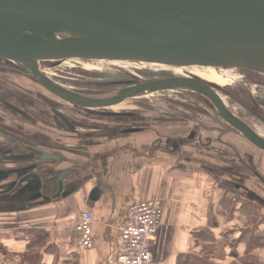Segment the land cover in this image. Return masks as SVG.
<instances>
[{
    "label": "crops",
    "instance_id": "0c3cea01",
    "mask_svg": "<svg viewBox=\"0 0 264 264\" xmlns=\"http://www.w3.org/2000/svg\"><path fill=\"white\" fill-rule=\"evenodd\" d=\"M172 116L127 124L89 116L76 128L80 136L65 135L43 118L34 125L15 117L21 129H4L9 137L0 131V264H118V228L130 206L154 199L163 209L151 243L156 264H264V211L257 214L258 204L234 183L252 180L234 163L240 137L184 112ZM126 129L137 132L122 133ZM32 148L61 160L12 161L32 157ZM251 164L264 170L256 159ZM86 210L93 215L90 250L74 232ZM39 233L46 237L40 245Z\"/></svg>",
    "mask_w": 264,
    "mask_h": 264
},
{
    "label": "water",
    "instance_id": "95a60500",
    "mask_svg": "<svg viewBox=\"0 0 264 264\" xmlns=\"http://www.w3.org/2000/svg\"><path fill=\"white\" fill-rule=\"evenodd\" d=\"M0 61L22 67L46 93L86 111L113 109L162 92L197 95L227 130L264 153V139L228 110L220 87L191 74L140 83L101 74L99 80L107 83H95L96 88H113L83 94L61 87L38 70L39 62L105 61L264 76V0H0ZM8 69L0 65V71ZM116 80L125 82L108 83ZM54 114L67 127L61 133L80 136L68 119ZM104 116L138 117L133 113ZM134 132L137 130L126 129L122 133ZM29 150L32 157L17 155L12 161L61 160L39 148ZM248 164L252 167L251 160ZM32 178L38 179L37 175ZM247 182L234 183L248 201L264 207V197Z\"/></svg>",
    "mask_w": 264,
    "mask_h": 264
},
{
    "label": "rangeland",
    "instance_id": "374dc122",
    "mask_svg": "<svg viewBox=\"0 0 264 264\" xmlns=\"http://www.w3.org/2000/svg\"><path fill=\"white\" fill-rule=\"evenodd\" d=\"M73 67H78L79 72L85 73V78H96L95 80L97 81H99L98 75L101 74L121 75L126 81L137 79L138 81L142 82L173 76V74H191L206 82L218 85L220 87L218 89V92L222 96L228 110H231L232 112L244 118L251 126H254L258 130V132H260V134L262 133V135H264V126L259 124L253 117H251V115L245 113V111L238 105L239 102L246 100V98L249 96L257 99H259L260 97V102L264 104V76L262 75H253L254 73L247 74L245 72L243 73L235 70L218 71L202 68H192L186 70L169 69L155 65H143L141 63L128 62H63L62 68L72 70ZM93 74L94 76H92ZM12 76H8L5 73L0 72V95L6 97L9 93H11L10 100L13 101V103L18 101L15 104H18L19 102H21V100L24 99L28 100L32 105V110H30L29 113L33 114L36 119L40 120L43 118V120H41L40 122H44L56 128L61 127L53 116H51L49 113H46L47 115L42 114V111L38 109V107L40 105H43L46 108H52L53 106H56L62 109L66 106L57 98L49 95L41 88L38 89L33 83L29 81L28 83H22L17 77L14 76V78ZM246 84L247 86H245ZM239 85L244 86V89L248 92L247 97H243L242 94L236 91V86L238 87ZM173 110L176 112H184L188 114L190 120L196 119V117L202 118L203 122L208 125L214 126L215 128L213 129H217L220 132L228 131L223 127V124L219 122V119V121L215 119V116L213 115L210 108L201 100V98H199V96L187 92L157 93L148 97L127 101L124 104L113 109L87 112L91 113V115H87L85 112L80 113V115L78 116H75L68 111H66V113L68 114V117L71 118L72 121H74L75 124H77V126L79 127L82 122L87 121L89 116L100 119L99 121H103L102 123H109L111 121L112 123L117 122L120 124H127L131 122V119L124 118L123 116H104V114L106 115V113H133L136 114L138 118L145 117L151 121L154 119L162 118L165 119L164 121H166L167 117L175 118V116H172ZM1 111L4 112L3 108L1 109ZM48 111H50V109ZM43 113H45V111ZM204 115L206 118L203 117ZM212 119L216 120L214 124L212 123ZM164 121L162 120V122ZM228 139L232 143L236 141L235 138H225L226 141ZM234 144L236 145L237 143L235 142ZM239 146L240 155L245 153L246 157H248L251 151L252 154L256 153V155L254 154V156L257 160V165L264 163L263 154H260L249 145H246V143H243L242 140H240ZM242 157V159L246 158L245 155H242ZM261 172L264 174V170H262ZM249 184V186H251L256 191L264 193V185H262L257 179L252 178Z\"/></svg>",
    "mask_w": 264,
    "mask_h": 264
},
{
    "label": "flooded vegetation",
    "instance_id": "af4514ba",
    "mask_svg": "<svg viewBox=\"0 0 264 264\" xmlns=\"http://www.w3.org/2000/svg\"><path fill=\"white\" fill-rule=\"evenodd\" d=\"M77 62L79 63V61H77ZM0 65L7 66V68H9L8 70H4V71H0V72L5 73L8 76L14 75L22 83H28V81H29V82L33 83L34 85H36L34 83V81L28 75H26V71L22 67L16 66L13 64H8V63L2 62V61H0ZM62 65H63V61H61V62H58V61L39 62L38 63V70L43 75L48 77L52 82L60 85L63 88H66L68 90H71V91L77 92V93L93 94V93H97V92H101V91H105V90L113 88V87L104 88L107 86H102V87L97 89L95 83H100V84L104 83L105 84V83H107V81H103V80L97 81L95 79L85 78L86 75L79 72L78 67H73V69L70 70V69L62 68ZM14 76H12V77H14ZM118 82H125V81L124 80L123 81L116 80V81H110L108 83L114 85V83H118ZM126 82H128V81H126ZM130 82L140 83L142 81H138L137 79H131ZM245 86H247V84ZM36 87L38 89H40L39 86L36 85ZM236 91H238L240 94H242L243 97H247L248 92L244 89V86H240V85L238 87L236 86ZM10 94L11 93H9L6 97H3L0 95V131L2 132L3 135H5L7 137H9L8 135H10V133H9L10 131L7 132V130H4V129H9V128L21 129V128L17 127V126L21 125V123L18 120H16L15 117H18L24 123L25 122H28V123L31 122L34 125L36 124V121L34 120L36 118L34 117L33 114L29 113V111L32 110V105L29 103V101L24 99V100H21V102H19L18 104H15L18 101L13 103V101L10 100L11 99ZM260 100H261L260 97H259V99H257V98L249 96L246 98V100L239 102L238 105L245 111V113L251 115V117H253L259 124L264 126V110H263L264 104H262L260 102ZM62 103L68 108L63 107L61 109V108L56 107V106H53L52 108H46L43 105H40L38 107V109H40L42 111V114H46V113L48 114L49 113L51 116L54 117V119L57 121V123H59V125L61 127H59V128L53 127L57 130L61 129V130L65 131V130H67V127L63 123V121L61 119H59L57 117V115L54 113H58V114L64 116L66 119H68V121L75 128H77V124H75V122L72 121V119L68 117V114L66 113V111H68L69 113H72L75 116L80 115V113H82V112H85L87 115H91V113H87V112H95V111L82 110V109H79L76 107H72V106H70L64 102H62ZM2 108H3L4 112L1 111ZM49 109H50V111H48ZM44 111H45V113H43ZM232 113L234 115H236L238 118H240L242 121H244L246 124H249L248 121H246L244 118H242L238 114H236L234 112H232ZM36 120L39 121L38 119H36ZM221 123L223 124V122H221ZM46 125L49 126V124H46ZM249 126H251V125L249 124ZM251 127L255 132H257L264 139V135H262V133L260 134V132H258V130L254 126H251ZM232 132L235 133V135H237L238 137H240V139L242 140L243 143H246V145H249L251 148L255 149L260 154L264 155L263 152L259 151L254 146H252L241 135L237 134L234 131H232ZM14 142H15V144L14 143H10V144H13V145L19 144V143H17V141H14ZM242 155H245V157H246L245 153H243ZM242 155H240V157L234 158L235 165L239 167L238 168L239 169L238 172H240L239 174L243 178L246 177V178L257 179L262 185H264V177H263L264 174L254 167H249L248 162L250 160L254 161L255 158L252 155L251 156L249 155L245 159H242L243 158ZM224 161L228 162L227 160H224ZM240 168H242V169L246 168L247 171L241 170ZM257 175H258V177H257ZM248 180L249 179H246V181H248ZM242 192H243V190H242ZM259 193L261 194L260 196L264 197V193H262V192H259Z\"/></svg>",
    "mask_w": 264,
    "mask_h": 264
},
{
    "label": "built area",
    "instance_id": "2783aa9c",
    "mask_svg": "<svg viewBox=\"0 0 264 264\" xmlns=\"http://www.w3.org/2000/svg\"><path fill=\"white\" fill-rule=\"evenodd\" d=\"M163 209L159 200L133 203L124 224L118 228L121 251L118 264H156L151 253V243L156 238L162 222ZM93 215L89 210L80 214L74 225L77 242L82 249L90 250Z\"/></svg>",
    "mask_w": 264,
    "mask_h": 264
},
{
    "label": "trees",
    "instance_id": "16d2710c",
    "mask_svg": "<svg viewBox=\"0 0 264 264\" xmlns=\"http://www.w3.org/2000/svg\"><path fill=\"white\" fill-rule=\"evenodd\" d=\"M245 73H247V74H251L250 72H245ZM253 74V73H252ZM253 75H255V74H253ZM230 94V93H229ZM200 98V97H199ZM204 103H205V101L203 100V99H201ZM259 210H263L264 211V207H262V206H260V205H258V206H255V212L257 213V214H259L260 213V211ZM260 222L262 223V224H264V216H261V220H260ZM252 231V230H251ZM250 231V232H251ZM247 233H249L248 231H244V232H242V234H241V236H242V238L244 237V235L245 234H247ZM46 237L45 236H43V235H41L40 233L37 235V241H38V243H39V245H40V243H44L46 240Z\"/></svg>",
    "mask_w": 264,
    "mask_h": 264
},
{
    "label": "bare ground",
    "instance_id": "6f19581e",
    "mask_svg": "<svg viewBox=\"0 0 264 264\" xmlns=\"http://www.w3.org/2000/svg\"><path fill=\"white\" fill-rule=\"evenodd\" d=\"M127 63V62H126ZM128 63H130V62H128ZM143 65H145V64H143Z\"/></svg>",
    "mask_w": 264,
    "mask_h": 264
}]
</instances>
